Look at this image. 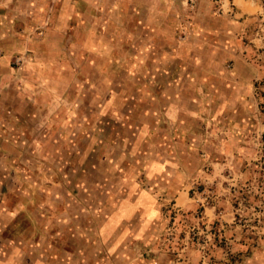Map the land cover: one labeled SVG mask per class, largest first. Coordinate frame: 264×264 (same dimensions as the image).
Returning <instances> with one entry per match:
<instances>
[{
    "label": "rangeland",
    "instance_id": "1",
    "mask_svg": "<svg viewBox=\"0 0 264 264\" xmlns=\"http://www.w3.org/2000/svg\"><path fill=\"white\" fill-rule=\"evenodd\" d=\"M263 134L264 0H0V212L60 208L81 262L264 264Z\"/></svg>",
    "mask_w": 264,
    "mask_h": 264
},
{
    "label": "crops",
    "instance_id": "2",
    "mask_svg": "<svg viewBox=\"0 0 264 264\" xmlns=\"http://www.w3.org/2000/svg\"><path fill=\"white\" fill-rule=\"evenodd\" d=\"M150 163L153 171L158 174L164 169H169L161 161L152 160ZM136 199L135 203H131L130 199L125 203L117 214L114 224L127 223L139 213L145 215L148 221H154L159 216L158 201L152 191H143ZM19 208L15 207L13 212L6 207L1 212L12 214L8 220L15 225L23 219L21 228L28 232L22 238L14 235L13 238L7 239V242L4 238H0V264H89L86 261L81 262L83 253L80 250H76L73 246L68 249L64 236L70 234L73 240L78 238L79 231L77 225H69L67 220L62 218L60 208L46 206L41 209L33 208L28 202H21ZM12 228V223L0 221V230ZM107 229L105 227L102 236L104 245H106ZM86 237L91 241L89 233Z\"/></svg>",
    "mask_w": 264,
    "mask_h": 264
},
{
    "label": "trees",
    "instance_id": "3",
    "mask_svg": "<svg viewBox=\"0 0 264 264\" xmlns=\"http://www.w3.org/2000/svg\"><path fill=\"white\" fill-rule=\"evenodd\" d=\"M263 138H264V134H263Z\"/></svg>",
    "mask_w": 264,
    "mask_h": 264
}]
</instances>
